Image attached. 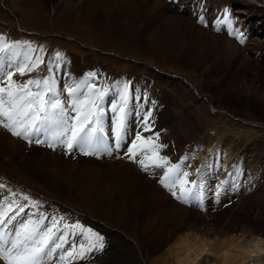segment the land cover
<instances>
[{
	"label": "bare ground",
	"instance_id": "bare-ground-1",
	"mask_svg": "<svg viewBox=\"0 0 264 264\" xmlns=\"http://www.w3.org/2000/svg\"><path fill=\"white\" fill-rule=\"evenodd\" d=\"M170 2L0 0L13 16L19 15L20 23L27 12H31L27 18L39 19L42 15L46 18L45 14L51 10L57 20H78L82 25H90L91 33L106 40L131 42L149 52L180 58L187 66L211 72L210 68H215L214 72H221L220 67L225 62L222 81L210 84L216 86L217 94L206 88L201 92L200 84L195 80L188 82L186 75L159 71L155 67L136 76L139 65L131 64L132 70L126 77L106 70L101 78V72L88 61L84 66L80 59L62 62V66L72 69L71 82L80 79L86 68L91 69L90 74H98L95 82L111 89L107 101L114 100L124 85L134 97L146 98L144 104L138 100L132 103L140 109L141 115L147 108L153 109L154 131L160 133L159 143L168 146L161 155L173 163L188 158L183 170L189 172V181L197 182L193 190L198 198L188 202L174 198L158 183L157 174L161 169L150 167L148 172L142 171L139 164L125 155L131 145L128 143L138 130V120L132 111L128 116V133L120 149L99 158L79 152L65 155L62 149L54 151L43 145L29 144L0 127V183L6 185L0 194L6 195L8 189L29 194L41 201L48 212L61 214L69 222H79L102 235L103 250L77 264H152L150 255H146L150 251L159 253L154 264H264V219L260 218L261 223L255 225L256 220L251 215L257 213L253 211L249 194L243 202L233 201L235 193L242 199L239 192L244 193L243 185L256 175L244 172L246 166L238 157L241 147L220 138V126L214 127V135H209L197 124L196 114L186 106L183 96L184 91L192 102L202 103L204 112L220 98H234L237 102L242 99L247 103V92L245 96L235 91V87V92H229L224 82L240 86L245 77L257 80L264 76V40L258 37L264 31V8L241 0ZM230 11L236 17H231ZM194 12L203 16L209 26L197 23ZM225 16L240 30L239 40L228 35L223 23ZM3 36L12 40L15 34L8 31ZM55 54L45 52V61ZM74 65L80 67L82 73L76 72ZM31 75L35 77L37 73ZM39 75L47 76V69ZM14 79L22 81L28 77ZM129 80L132 82L128 84ZM186 83L199 92L204 103L191 94ZM254 93L257 94L250 92L248 97L256 96ZM111 116L109 112L105 117L106 132ZM216 117L225 119L222 115ZM211 140H216L214 148L206 149L205 145ZM136 143L138 147L134 152L150 147ZM140 158L143 153L137 156ZM145 163L151 164V161L146 159ZM225 167L229 170L227 173L222 172ZM185 187L193 188L191 184ZM175 190L179 194V187Z\"/></svg>",
	"mask_w": 264,
	"mask_h": 264
},
{
	"label": "snow or ice",
	"instance_id": "snow-or-ice-1",
	"mask_svg": "<svg viewBox=\"0 0 264 264\" xmlns=\"http://www.w3.org/2000/svg\"><path fill=\"white\" fill-rule=\"evenodd\" d=\"M197 23L209 26L203 16ZM223 23L228 35L240 39L225 16ZM217 31L220 28H216ZM42 46L28 42L12 41L0 35V127L13 137L29 144L46 146L52 150L62 149L65 155L102 154L112 155L118 151L121 141L127 136L129 112L135 113L138 130L125 155L148 172L150 167L161 169L158 183L167 188L171 195L188 202L198 198L193 189L197 182L189 181V172L184 171L187 157L173 163L161 151L167 145L159 143L160 133L154 131V114L147 108L141 115L133 101L146 103L144 97H134L127 85L121 86L117 97L107 101L111 89L101 87L95 81L98 74H85L83 79L70 82L67 73L63 87H59L63 57L60 53L45 61ZM43 65V67H42ZM47 69L48 75L40 72ZM37 73L33 77L32 73ZM25 77L26 80L14 79ZM111 113V125L105 130V117ZM144 133H152L144 136ZM141 145V152H134ZM151 153L149 155L148 153ZM143 153V158L137 159ZM151 164H146L145 160ZM191 184L193 188H186ZM179 187V194L175 190ZM6 185L0 183V190ZM27 202V203H24ZM103 236L79 222L45 210L44 204L29 194L8 189L0 194V264H77L87 260L104 248Z\"/></svg>",
	"mask_w": 264,
	"mask_h": 264
},
{
	"label": "rangeland",
	"instance_id": "rangeland-1",
	"mask_svg": "<svg viewBox=\"0 0 264 264\" xmlns=\"http://www.w3.org/2000/svg\"><path fill=\"white\" fill-rule=\"evenodd\" d=\"M166 1L167 3H171L170 0ZM241 1L264 8V0ZM48 12L49 14H45L46 18L42 15L39 19L27 18L31 15V12H27V17H24L23 22L20 23L19 15L18 17L13 16L0 4V35H6L8 31H12L15 34L12 41L28 42L33 46H42L45 52L64 53L65 55L61 54L63 61L80 59L81 66H84V62L88 61L101 72V78L106 70H113L119 76L126 77L129 75L128 72L132 70L131 64H138L139 69L137 75L135 74L136 76L146 74L148 68L155 67L159 71H173L175 74L186 75L188 82L193 83L195 80L200 84L201 92L203 88H206L213 94H217L215 91L216 86L210 84L222 81L224 69L226 68L225 62L220 67V70H223L221 72H214L215 68H210L211 72L201 67L187 66L179 61L182 60L180 58H171L164 54L149 52L131 42L122 43L117 39L106 40L101 35L91 33L89 30H92V28L86 23L82 25L78 20L76 22L60 21L55 19L51 10ZM230 16L236 17V14L230 11ZM258 37L264 40V31L260 32ZM66 68L61 66V78L59 82V87L61 88L65 79L63 73L68 74L67 78H70V82L72 80L70 77L72 69L71 67ZM73 68L76 72H81L80 67L78 68L74 65ZM90 72L91 69L86 68L83 74H81L82 76L80 75L81 78L85 74H90ZM105 79L103 78V81ZM130 82L132 80H129L128 84ZM241 84L243 85L234 86L232 83L224 82V87L229 92L239 91L245 96L247 93L249 96L250 92H257V94L254 93L256 99L246 96V103L242 99H240V102H237L234 98H231V100L220 98L218 102L204 112L202 111V103L192 102L186 97L187 93L184 91L183 96L184 103L196 114V122L198 125L200 124L201 128H204L209 135H214V127L220 126V138L226 140L232 146L233 144H238V147H241L238 157H240L241 163L246 166L244 172H252L256 177L246 180V184L242 187L244 193L239 192L242 195V199H240L238 193H235L233 201L243 202V198H247V194H249L253 211L257 213L255 215L252 214L251 217L254 218V221L256 220L255 225H259L262 221H259V219H264V76L262 78L258 77L257 80L253 79L252 76L245 77V80ZM186 85L191 94L197 97L198 101L203 102V99L198 95L199 92L191 85L187 83ZM240 97L243 96L241 95ZM205 105L207 107V104ZM217 115H222L225 119H219L216 117ZM215 144L216 140H211L205 145V148L212 149ZM204 168L206 167L204 166ZM228 171L226 167L222 168V172L227 173ZM146 250L148 251V249ZM157 254L159 253L155 254L152 251L146 254L147 256L150 255V263H155ZM104 260L107 261V258Z\"/></svg>",
	"mask_w": 264,
	"mask_h": 264
}]
</instances>
